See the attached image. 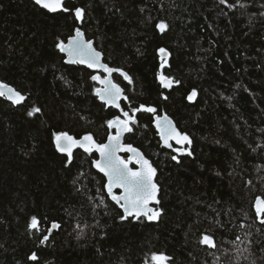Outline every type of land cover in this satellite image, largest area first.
Returning a JSON list of instances; mask_svg holds the SVG:
<instances>
[{
    "label": "trees",
    "instance_id": "trees-1",
    "mask_svg": "<svg viewBox=\"0 0 264 264\" xmlns=\"http://www.w3.org/2000/svg\"><path fill=\"white\" fill-rule=\"evenodd\" d=\"M242 3L66 1L69 9H85L80 21L32 0H0V82L27 96L18 106L0 96V264H143L151 252L166 253L169 264H233L232 242L248 231L251 255L241 264H264V225L252 208L264 196V0ZM161 20L168 24L163 33L156 28ZM77 27L104 62L134 78L129 84L113 75L128 97L121 102L125 111L154 106L192 139L193 155L173 161L178 154L161 146L147 112L136 114L134 131L125 136L158 171L163 212L157 221L120 220L122 210L93 167L94 151H75L67 168V156L56 151L54 133H91L103 143L107 120L120 115L99 102L91 80L96 73L66 64L55 48ZM160 48L169 53L164 68ZM160 73L180 83L164 89ZM193 89L197 96L189 101ZM33 107L41 113L28 116ZM101 196L104 204L96 207ZM32 216L39 230L28 228ZM53 222L60 227L49 234ZM204 232L217 249L199 243ZM44 235L49 239L41 244ZM32 252L38 261L28 259Z\"/></svg>",
    "mask_w": 264,
    "mask_h": 264
},
{
    "label": "snow or ice",
    "instance_id": "snow-or-ice-1",
    "mask_svg": "<svg viewBox=\"0 0 264 264\" xmlns=\"http://www.w3.org/2000/svg\"><path fill=\"white\" fill-rule=\"evenodd\" d=\"M33 2L36 6L52 13L65 12L74 14L76 20L82 21L85 16L84 8L75 7L74 9H69L65 7V0H33ZM220 3L225 4L229 8L245 7L242 0H236L235 4H228V0H220ZM141 10L143 11V9ZM156 28L163 33L167 30L168 24L161 20L156 24ZM55 48L59 52L67 54V62L86 64L89 69L97 70V74L92 75L91 80L99 81L102 87L94 89L95 95L106 105H112L120 111V115H116L106 122L109 129L115 130L114 134L110 133L108 135L106 143H97L91 133H86L79 139L74 138L67 132L53 134L56 150L60 153L67 154L65 167H69L72 163L73 147H81L87 153H92L93 151L99 152L100 159L94 160L92 164L105 178V182L101 186L102 189L107 192L111 200L122 210V215L119 217L120 220L125 221L128 220L129 217L140 220L141 217H145L148 221H157L161 217L163 209L150 206L153 202L156 204L160 203L158 199L160 188L154 181L157 170L152 166L149 160L144 158L143 154L140 153L138 149L134 148L131 144L121 143V139L125 133H132L134 131V125L137 123L136 113L138 112L152 113L155 116L154 123L159 130L161 139L167 147H172L169 141H175L177 145L181 146L175 149L178 155L171 156L173 161L179 163V156L183 154H187L188 156L193 155L191 151L192 139L187 133L180 132L167 115L163 117L156 115L157 109L154 106L141 104L138 107L130 108L129 111H125L121 107L120 101L122 99L127 100L128 97L124 95V90L120 85L113 82L111 76L113 73H119L129 84L133 83L134 78L123 68H113L103 63L102 52L96 50L92 41H85L83 39V33L79 28L75 29V35L71 36L67 43L58 38L55 42ZM158 52L161 55V68H164L169 53L165 48L158 49ZM99 70H102L106 75L102 77L99 74ZM157 79L160 85L166 89H170L174 84L180 83V81L176 80L174 77L165 76L163 73L158 74ZM5 95L15 104H19L25 99L20 91L0 82V96ZM196 96L197 91L193 89L187 96V99L193 101ZM162 98L165 100L168 99L167 96H163ZM41 111L42 109L40 107H33L28 112V116H34L35 114L41 113ZM184 145H188V147H184ZM121 151L130 152L132 156H130L128 160H125L117 155V153ZM253 151H255V149H253ZM133 158H135V162L139 165L135 170L128 166ZM84 175L83 172L79 173L78 176L73 179V185ZM246 183L251 184L252 182L247 181ZM115 189H121L122 191L117 194L114 191ZM76 190L81 191V189ZM103 204L104 198L101 196L96 207H100V205ZM252 208L256 219L261 225H264V196L257 195L252 204ZM59 227L60 225L57 222H53L48 231L51 232L52 229H57ZM77 227L79 228V225H77ZM240 227L243 229L245 225L241 223ZM28 228L30 230L40 229V220L37 216L31 217ZM83 234V229H81L79 235ZM251 236L252 233L250 231L244 232L243 238L237 235L235 241L232 242L235 252L233 264H241V260L247 261L249 259V255H251L250 248L253 243ZM48 239L49 236L44 235L40 243L43 244ZM199 243L210 249L218 248L214 236L207 232L201 234ZM241 244L244 245V247H240ZM28 259L31 261H38L37 253L32 252ZM171 259L172 258L166 253L151 252L144 257L143 264H169ZM251 264H255V262L252 261Z\"/></svg>",
    "mask_w": 264,
    "mask_h": 264
},
{
    "label": "water",
    "instance_id": "water-1",
    "mask_svg": "<svg viewBox=\"0 0 264 264\" xmlns=\"http://www.w3.org/2000/svg\"><path fill=\"white\" fill-rule=\"evenodd\" d=\"M33 1V0H32ZM66 1H68V0H65V2ZM44 10H46V9H44ZM46 11H48V10H46ZM49 12V11H48ZM49 13H52V12H49ZM58 13V12H57ZM77 28H79L80 30H81V32L83 33V39L85 40V41H89V39H87V37H86V35H85V33H84V31L80 28V27H77ZM75 35V31H74V33H73V35L72 36H74ZM71 37V36H70ZM69 37V38H70ZM68 38V39H69ZM68 39L65 41V43H67V41H68ZM90 41H92L93 42V46L96 48V46H95V44H94V40H90ZM96 50L97 51H100V50H98L97 48H96ZM101 52V51H100ZM168 52V51H167ZM64 56H65V63L66 64H69V65H80V66H83V67H85V68H87L88 70H90V71H92V72H95V73H97V70H94V69H89L88 67H87V65L86 64H79V63H69V62H67L68 61V56H67V54L66 53H62ZM103 54V53H102ZM159 57H160V59H161V55L159 54ZM168 57H169V55L167 56V58H166V63H165V65L168 63ZM102 62L103 63H106V62H104V58H103V56H102ZM107 64V63H106ZM111 67V66H110ZM114 68V67H113ZM99 74L103 77V76H105L106 75V73H104L102 70H99ZM113 75H114V73L112 74V76H111V79L113 80V82L114 83H117V82H115V80H114V78H113ZM164 75V74H163ZM97 83H98V86H97V88H100V87H102V85L99 83V81H97ZM5 84H7V83H5ZM118 84V83H117ZM7 85H9L10 87H12V88H15V87H13L12 85H10V84H7ZM120 85V84H119ZM120 87L124 90V88L120 85ZM16 89V88H15ZM164 89H166V88H164ZM17 90V89H16ZM6 91V90H5ZM18 91V90H17ZM23 94V93H22ZM24 95V94H23ZM124 95L126 96V94H125V91H124ZM7 101H9V102H11V103H13L11 100H9L8 98H7V95H5V96H3ZM24 97H25V99L21 102V103H19V104H15V103H13L14 105H16V106H18V105H21V104H23L24 103V101L27 99V96L26 95H24ZM195 99V98H194ZM193 99V100H194ZM98 100H99V102H101V103H103V104H105L103 101H101L99 98H98ZM123 100V99H122ZM122 100L120 101V104H121V102H122ZM105 106L106 107H111V108H115V107H113L112 105H106L105 104ZM122 107V106H121ZM116 109V108H115ZM118 110V109H117ZM137 114V113H136ZM156 115H159V116H161V117H163L164 115H167L169 118H170V120L173 122V124L175 125V127L178 129V127L176 126V124H175V122L173 121V119L167 114V113H165V112H162L161 114H158V113H156ZM154 120H155V116L153 115V122H152V124H153V127L155 128V130H156V132H157V134H158V136H159V139H160V142H161V146L163 147V148H166V149H168V150H171V149H174V148H177V147H181L180 145H177L176 143H175V141H169V143H171L172 144V147L171 148H169V147H167L165 144H164V142H163V140L161 139V136H160V133H159V130L157 129V127H156V125H155V123H154ZM179 130V129H178ZM180 131V130H179ZM114 132H115V130L114 129H109V134L110 133H112V134H114ZM181 132V131H180ZM183 133V132H182ZM108 134V135H109ZM126 134L127 133H125L124 134V136L122 137V139H121V143H123V144H128V143H126L125 142V136H126ZM70 135V134H69ZM72 136V135H71ZM74 137V136H73ZM108 137V136H107ZM75 138V137H74ZM81 138V137H80ZM76 139H79V138H76ZM107 142V138H106V140L103 142V143H106ZM98 143V142H97ZM55 144V143H54ZM133 146V145H132ZM188 145H184V147H187ZM134 148H136V149H138L139 150V152L140 153H142L143 154V152L139 149V148H137V147H135V146H133ZM56 148V147H55ZM79 149H81V150H84L83 148H81V147H73L72 148V155L75 153V151H77V150H79ZM57 151V150H56ZM58 152V151H57ZM95 153H96V156H97V158L95 159V160H98V159H100V155H99V152H97V151H94ZM59 154H61V155H65V156H67V154L66 153H60V152H58ZM117 155L118 156H120V157H122L123 159H125V160H128V158L130 157V156H132V153H130V152H124V151H121V152H118L117 153ZM143 156H144V158L145 159H147V160H149L144 154H143ZM150 161V160H149ZM151 162V161H150ZM151 164H152V162H151ZM130 168H133L134 170L135 169H137L138 167H139V165L135 162V158H133V160H132V162L131 163H129V165H128ZM152 166L154 167V168H156L153 164H152ZM94 167V166H93ZM94 169L98 172V170L94 167ZM157 170V169H156ZM99 173V172H98ZM157 173H158V171H157ZM157 173H156V176H157ZM102 176H103V174L102 173H100ZM156 176L154 177V181L156 182ZM157 183V182H156ZM117 194H119L122 190L121 189H115L114 190ZM107 193V192H106ZM159 194H160V191H159V193H158V199H159ZM108 195V194H107ZM110 198V197H109ZM110 200H111V198H110ZM112 201V200H111ZM112 202H114V201H112ZM115 203V202H114ZM118 206V205H117ZM151 207H153V208H157V206H158V204H156L155 202H153L151 205H150ZM129 218H132V217H129ZM136 220V219H135ZM50 228H51V226H50ZM49 228V229H50ZM53 230H57V229H52L51 230V232H49V234H51L52 232H53Z\"/></svg>",
    "mask_w": 264,
    "mask_h": 264
},
{
    "label": "flooded vegetation",
    "instance_id": "flooded-vegetation-1",
    "mask_svg": "<svg viewBox=\"0 0 264 264\" xmlns=\"http://www.w3.org/2000/svg\"><path fill=\"white\" fill-rule=\"evenodd\" d=\"M97 74V73H96ZM174 149H176V148H174Z\"/></svg>",
    "mask_w": 264,
    "mask_h": 264
}]
</instances>
